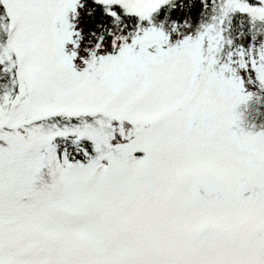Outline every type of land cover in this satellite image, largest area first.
Returning <instances> with one entry per match:
<instances>
[{
  "label": "snow or ice",
  "instance_id": "1",
  "mask_svg": "<svg viewBox=\"0 0 264 264\" xmlns=\"http://www.w3.org/2000/svg\"><path fill=\"white\" fill-rule=\"evenodd\" d=\"M262 102L264 0H0V264H264Z\"/></svg>",
  "mask_w": 264,
  "mask_h": 264
},
{
  "label": "trees",
  "instance_id": "2",
  "mask_svg": "<svg viewBox=\"0 0 264 264\" xmlns=\"http://www.w3.org/2000/svg\"><path fill=\"white\" fill-rule=\"evenodd\" d=\"M245 115L249 123H254L257 126L264 124V102H262L260 105H250L245 110Z\"/></svg>",
  "mask_w": 264,
  "mask_h": 264
}]
</instances>
